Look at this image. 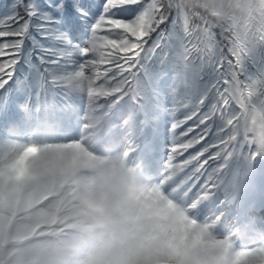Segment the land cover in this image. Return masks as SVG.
<instances>
[{
  "label": "clouds",
  "instance_id": "clouds-1",
  "mask_svg": "<svg viewBox=\"0 0 264 264\" xmlns=\"http://www.w3.org/2000/svg\"><path fill=\"white\" fill-rule=\"evenodd\" d=\"M110 3L131 16L110 21L124 38L108 47L140 56L141 43L155 44L132 78L145 91L167 82L170 95L189 98L186 108L196 102L188 119L210 113L189 131L206 127L161 170L141 142L117 138L126 137L116 108L124 97L110 98L122 72L109 75L100 61L40 71L0 128V264H264V0ZM229 55L246 85L228 78ZM209 137L217 151L204 161L213 162L207 192L189 203L179 190L198 157L174 161Z\"/></svg>",
  "mask_w": 264,
  "mask_h": 264
},
{
  "label": "snow or ice",
  "instance_id": "snow-or-ice-1",
  "mask_svg": "<svg viewBox=\"0 0 264 264\" xmlns=\"http://www.w3.org/2000/svg\"><path fill=\"white\" fill-rule=\"evenodd\" d=\"M130 16L128 9L115 6L110 0H55L46 6L41 0H13L6 13L0 16V128L15 119L16 106L25 99L21 94L22 90L31 86L40 71L48 68L68 71L100 61L104 64L105 71L112 70L109 75L123 73L116 81L122 91L110 98L117 100L120 96L124 97L116 108L119 121L123 123L127 118L128 122L124 124L126 137L118 131L117 138H126L133 146L136 141L141 142L144 155L150 161H159L162 170L169 156L174 155L173 149L176 145L188 143L197 132H201V128L206 127L201 125L194 131H189L200 125L205 115L210 113L204 108L198 115L188 119L197 112L195 101L186 108L189 98L177 100L170 95L167 82L154 85L145 91V87L132 78V73L135 72L133 66L137 65V60L141 57H152L158 49L155 44L152 48H147L141 43L144 51L137 56L136 51L125 52L123 49L108 47L109 41L119 42L124 38L112 30L110 21H127ZM130 43L138 42L130 40ZM229 59H233L231 55ZM235 65L233 59L228 78L231 80L235 77L242 82V86L246 85L247 70ZM224 71L225 69H221V72ZM21 73L24 74L23 79ZM125 93L128 95L125 96ZM170 129L173 130L171 138ZM215 143L209 137L199 145L181 149L184 156L174 161L179 163L198 157L197 160H192L189 172L197 168L199 171H195L192 178L179 190L180 195L185 196L189 203L200 201L207 192L204 183L210 170L209 165L213 162L205 164L204 161L217 151ZM202 150H205L204 154L199 155ZM243 151L246 152L247 149ZM221 162L224 163L222 160ZM200 164L203 167H199ZM201 173L204 176L197 181L196 177ZM256 182L264 186V168L259 170ZM215 203L218 201L201 205V214H209Z\"/></svg>",
  "mask_w": 264,
  "mask_h": 264
},
{
  "label": "trees",
  "instance_id": "trees-1",
  "mask_svg": "<svg viewBox=\"0 0 264 264\" xmlns=\"http://www.w3.org/2000/svg\"><path fill=\"white\" fill-rule=\"evenodd\" d=\"M13 2V0H0V16L4 15L8 10V6ZM55 0H41V3L45 6L48 3H54ZM29 48H31V44L29 43Z\"/></svg>",
  "mask_w": 264,
  "mask_h": 264
},
{
  "label": "rangeland",
  "instance_id": "rangeland-1",
  "mask_svg": "<svg viewBox=\"0 0 264 264\" xmlns=\"http://www.w3.org/2000/svg\"><path fill=\"white\" fill-rule=\"evenodd\" d=\"M257 184H259V183L257 182ZM249 195H250V196H255V197H256V196L259 195V192H258V190H252V191L249 192Z\"/></svg>",
  "mask_w": 264,
  "mask_h": 264
}]
</instances>
